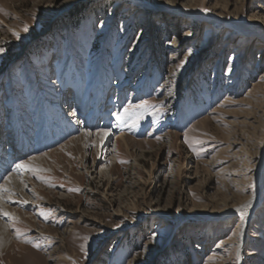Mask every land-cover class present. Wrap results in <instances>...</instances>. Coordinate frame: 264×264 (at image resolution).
<instances>
[{
    "label": "rangeland",
    "instance_id": "374dc122",
    "mask_svg": "<svg viewBox=\"0 0 264 264\" xmlns=\"http://www.w3.org/2000/svg\"><path fill=\"white\" fill-rule=\"evenodd\" d=\"M0 48V264H264V0H0Z\"/></svg>",
    "mask_w": 264,
    "mask_h": 264
},
{
    "label": "bare ground",
    "instance_id": "6f19581e",
    "mask_svg": "<svg viewBox=\"0 0 264 264\" xmlns=\"http://www.w3.org/2000/svg\"><path fill=\"white\" fill-rule=\"evenodd\" d=\"M118 5V3L116 4V6ZM191 15V17H196L198 19H204V20H208V21H218V19L214 18L213 16L211 15H196L195 13H192L190 12L189 13ZM230 70H228V72L226 73V76H229L230 75ZM227 85H229V83L227 82ZM15 126V129L13 130V133H17V132H20L22 131L21 130V127L20 125H13ZM26 127V126H25ZM56 127V126H55ZM60 127V126H59ZM72 129V128H71ZM57 130V129H56ZM27 133V132H26ZM58 133V132H57ZM58 135V134H57ZM101 136L102 138H105L109 135V133L107 131H99L97 132L96 134H92L90 135V137L92 138V136ZM8 136V135H7ZM52 137V136H51ZM55 137V136H54ZM58 137V136H57ZM61 137V136H60ZM89 137V138H90ZM10 139V138H9ZM121 141H125V138L123 136H120L119 138ZM87 140H88V137H87V134L86 136L85 135H79V136H76L74 138L71 139V141L73 143L75 142H83V144H86L87 143ZM7 141H10L7 139ZM14 144V148L17 149H20L24 147V145H29V143L27 142L26 139H20V138H17V140L15 141L14 139V143L13 142H10L8 146H12ZM39 143H37L36 145L38 146ZM45 145V144H44ZM258 153V152H257ZM45 156V155H44ZM43 155H40V156H36V157H32L30 159H28L27 161L25 162H21L20 164H24L26 166H28L29 164H31L30 162H39L41 161ZM38 164V163H37ZM263 164H264V140L262 142V145L260 147V151H259V155H258V161H257V170H256V173L257 175H260L261 172H262V167H263ZM12 169V168H11ZM21 169H24V168H21ZM11 172V171H10ZM15 172V171H14ZM0 176H1V173H0ZM20 179V177H18L15 173L12 172V174L10 173L9 177L6 178V180L0 185V190L2 189V187L4 185H7V192L3 195L0 194V210L1 212L2 211H5L4 209V202H8V203H11L13 200H14V197H11L13 194H16V193H20V189L22 190L21 186L18 184V180ZM263 184V180L262 179H259L258 177V184L256 185V192L255 194L253 195V197L251 198V200L247 203H239L238 205H230L227 207L228 211L226 213H224L222 216H227L229 214H234V212H239L243 209H246L247 208V212H246V217L247 215L250 213L251 209L253 208V206L255 205V202H256V199L258 197V191L261 187V185ZM18 195V194H17ZM6 200V201H5ZM23 204H28V201H27V198H25L23 200ZM21 202V201H20ZM10 209V208H8ZM12 210V209H11ZM6 212V211H5ZM8 212L11 214L12 211L8 210ZM8 216V215H7ZM216 216H213L212 218H215ZM15 222V221H14ZM241 224V223H240ZM8 227L5 225V224H2L0 223V250L2 249H5L6 246L9 244V241L6 240L5 238H7L8 234ZM236 234L238 235V232H235V234L231 237H236ZM235 244L236 245H241L242 243V236L241 237H237L235 239ZM227 244H229L227 242ZM233 245V244H232ZM1 253V252H0ZM6 253V252H5Z\"/></svg>",
    "mask_w": 264,
    "mask_h": 264
},
{
    "label": "snow or ice",
    "instance_id": "6c2138e0",
    "mask_svg": "<svg viewBox=\"0 0 264 264\" xmlns=\"http://www.w3.org/2000/svg\"><path fill=\"white\" fill-rule=\"evenodd\" d=\"M23 31L24 32L28 31L27 26L24 27ZM13 35L16 36L17 39L20 38L19 33L14 32ZM5 52H6V50L4 48H0V56H3L5 54ZM125 112H127V109H125ZM73 114H75V113H73ZM121 115L122 114H117V119L118 120L121 119ZM21 168H25L26 170L31 171L33 173V175H35V173L37 171L36 169L27 168V166L24 165V164H17L16 165V170H19ZM37 179H39V177H37ZM3 191H7V189H3ZM0 215L7 216L8 214L7 213H0ZM33 247L39 248L40 246L38 244H33ZM81 251H84V247L83 246H81Z\"/></svg>",
    "mask_w": 264,
    "mask_h": 264
}]
</instances>
